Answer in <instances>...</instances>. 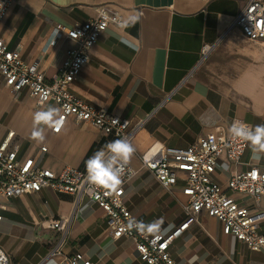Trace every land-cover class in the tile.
<instances>
[{
  "label": "crops",
  "instance_id": "0c3cea01",
  "mask_svg": "<svg viewBox=\"0 0 264 264\" xmlns=\"http://www.w3.org/2000/svg\"><path fill=\"white\" fill-rule=\"evenodd\" d=\"M246 3L11 0L0 23V38L20 51L24 63L36 64L50 79L59 73L66 52L75 47L66 34L55 36L57 26L71 29L83 25L96 17L102 5L123 20L136 18L124 28L110 26L100 36L90 51V62L70 91L95 108L139 125L129 162L135 176L125 187L124 200L138 222L163 221L159 231L151 234L170 235L183 223L185 182L179 180L172 191L165 190L142 165L141 155L156 144L187 149L206 135H224L234 121L264 124V41L250 40L234 26ZM206 45L214 48L202 58ZM49 105L54 107L51 103L38 105L27 90L13 95L0 74V143L14 133L11 146L20 149L21 158H34L39 167L59 173L66 166L86 171V160L117 139L69 117L59 133L45 127V140H32V116ZM42 147L47 148L46 153L41 152ZM253 166L264 169V159L253 160L248 144L241 164L228 167L220 162L213 178L227 190L232 170L243 172ZM5 206L0 227L6 222L20 225L27 233L38 227L50 231L49 223L72 215L66 254L81 253L94 264H145L130 239L115 241L110 236L104 211L89 199L76 208L73 195L46 188L12 198ZM53 245L35 236L0 241L12 264H55L47 260ZM170 252L180 264H264V249L251 251L223 235L220 223L206 213L198 225L173 241Z\"/></svg>",
  "mask_w": 264,
  "mask_h": 264
},
{
  "label": "built area",
  "instance_id": "2783aa9c",
  "mask_svg": "<svg viewBox=\"0 0 264 264\" xmlns=\"http://www.w3.org/2000/svg\"><path fill=\"white\" fill-rule=\"evenodd\" d=\"M10 6L11 0H0V23ZM123 21L119 13L102 5L97 9L96 17L83 25L71 29L57 26L55 36L66 34L75 47L66 52L59 73L50 79L39 71L36 64L24 63L20 51L10 48L0 38V74L7 88L13 95L27 90L38 105L51 103L60 110L65 123L69 117H73L79 123H90L103 134H113L117 139L125 138L132 143L139 125L132 126L130 121L106 109L95 108L70 91V85L90 62V51L100 36L110 26L124 28ZM234 26L248 39L264 41V0H247ZM213 48L206 45L202 58ZM52 131L59 133L61 130ZM13 136L14 133H9L0 143V222L6 211V201L49 188L58 193L73 195L76 208L84 199L97 204L105 213L110 236L115 241L130 239L145 264H180L171 255V245L185 230L198 225L203 213L220 223L223 235L244 243L251 251L264 249V169L253 166L240 172L233 168L227 190L213 178L220 162L228 167L241 164L248 147L247 142L232 137L229 130L224 135H206L187 149L156 144L139 157L142 165L154 174L165 190L172 191L179 180L185 182L182 187V193L187 198L183 205L185 219L170 235L127 228L130 218L138 221L124 200L125 187L135 176L130 163L125 166L122 184L117 190L92 189L86 181V171L66 166L56 173L39 167L34 158H21L20 149L11 146ZM41 152L46 153L47 148L42 147ZM71 220L72 215L55 219L47 225V229L55 231L59 238L47 260L56 261L55 264H94L81 253H65ZM0 253V264H12L9 255L1 247Z\"/></svg>",
  "mask_w": 264,
  "mask_h": 264
},
{
  "label": "clouds",
  "instance_id": "9594fccd",
  "mask_svg": "<svg viewBox=\"0 0 264 264\" xmlns=\"http://www.w3.org/2000/svg\"><path fill=\"white\" fill-rule=\"evenodd\" d=\"M135 20L134 16H130L122 22V26H129L135 23ZM32 121L33 126L30 138L38 142H43L46 138L45 127L60 131L65 124V120L60 116V110L51 105L46 109L36 111L32 116ZM229 132L232 137L247 142L251 146L253 160L260 161L264 159V124L253 126L246 122L235 121L230 126ZM134 152L133 144L125 138L115 139L106 143L85 162L88 185L92 189L117 190L122 184L125 166L130 162ZM162 223V220H157L151 224H144L134 218H130L127 228L148 233L159 231Z\"/></svg>",
  "mask_w": 264,
  "mask_h": 264
},
{
  "label": "rangeland",
  "instance_id": "374dc122",
  "mask_svg": "<svg viewBox=\"0 0 264 264\" xmlns=\"http://www.w3.org/2000/svg\"><path fill=\"white\" fill-rule=\"evenodd\" d=\"M209 226V224H206ZM32 233H31V232ZM35 234V235H34ZM12 236H25L34 237L40 242L52 241L54 244L59 240L55 231H45L41 227H38L34 231L28 230V233L21 229L20 225H7L6 222L0 227V241H6L12 239ZM53 246L50 247V250Z\"/></svg>",
  "mask_w": 264,
  "mask_h": 264
}]
</instances>
